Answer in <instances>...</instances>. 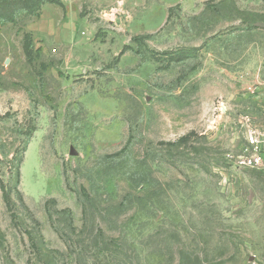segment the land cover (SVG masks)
Masks as SVG:
<instances>
[{"label": "rangeland", "instance_id": "rangeland-1", "mask_svg": "<svg viewBox=\"0 0 264 264\" xmlns=\"http://www.w3.org/2000/svg\"><path fill=\"white\" fill-rule=\"evenodd\" d=\"M59 1L0 19V264H264V0Z\"/></svg>", "mask_w": 264, "mask_h": 264}, {"label": "trees", "instance_id": "trees-1", "mask_svg": "<svg viewBox=\"0 0 264 264\" xmlns=\"http://www.w3.org/2000/svg\"><path fill=\"white\" fill-rule=\"evenodd\" d=\"M45 3H54V4H58L60 6H62V2H60L59 0H0V19L3 21H13L19 14L21 13H26V14H36L41 6ZM176 7V6H175ZM174 7H170L168 9V14H167V18L166 21L169 20V18L171 17L172 11H173ZM149 35H134L132 37V42H134L137 46L136 52L139 53V48H140V41L142 39H144L145 37H148ZM127 49H131V47L129 45H125L123 47V49L120 52V55L123 54ZM23 52L25 54V56L27 57L28 61H32L33 60V45H32V39L29 33H25L24 34V39H23ZM31 129V128H30ZM28 135H30V130L27 132ZM189 134L188 135H184L182 137H180L179 139H177L176 141H168L165 144L167 146H177L180 143L186 142L189 140ZM19 165L16 167V174L17 177L19 178V174H20V170H19ZM2 187V192H3V197L4 200L7 204V206H9L11 204V200H10V194L7 190H5L4 184L1 185ZM83 195L86 196V192L85 189H83ZM88 199V198H87ZM27 233L28 238L31 241V245L33 247V249L35 250V252L41 256L42 253V247H43V243L41 240V237H39V239H36L31 232L25 230ZM104 233L103 231L98 228L94 238H98L100 239V241H96L95 239V245L97 247L102 248L101 245H105V241H103L102 239ZM100 243V246H99ZM98 249V248H97ZM99 250V249H98ZM80 253H84L82 252V250L80 249L79 251ZM80 253H77V255L79 256L78 259L76 261H78L76 264H86V262H82V260L84 258H81Z\"/></svg>", "mask_w": 264, "mask_h": 264}, {"label": "built area", "instance_id": "built-area-1", "mask_svg": "<svg viewBox=\"0 0 264 264\" xmlns=\"http://www.w3.org/2000/svg\"><path fill=\"white\" fill-rule=\"evenodd\" d=\"M248 142L251 146V152L248 154H243L239 156L236 160L237 165L246 166V167H257L262 164L261 157V142L259 141L258 136L255 131H252L248 136Z\"/></svg>", "mask_w": 264, "mask_h": 264}]
</instances>
